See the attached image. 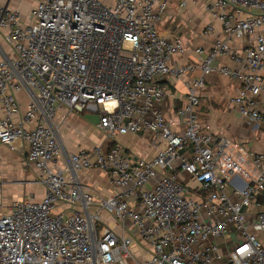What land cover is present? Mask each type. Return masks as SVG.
<instances>
[{"label":"built area","instance_id":"built-area-1","mask_svg":"<svg viewBox=\"0 0 264 264\" xmlns=\"http://www.w3.org/2000/svg\"><path fill=\"white\" fill-rule=\"evenodd\" d=\"M169 4L36 0L26 24L0 6L14 54L0 60V144L25 154L45 187L41 200L14 202L0 215V264H264V154L205 131L198 113L206 78L219 72L239 84L230 103L240 115L264 122V0L211 3L226 38L256 35L255 43L238 53L217 40L195 49L198 64L177 66L183 41L157 30ZM222 57L243 68L214 67ZM167 77L187 90L175 119L159 108ZM61 110L98 115L106 137L68 154L64 168ZM141 133L164 144L150 160L116 141ZM94 169L108 175V197L79 180ZM105 211L120 233L102 220Z\"/></svg>","mask_w":264,"mask_h":264},{"label":"crops","instance_id":"crops-1","mask_svg":"<svg viewBox=\"0 0 264 264\" xmlns=\"http://www.w3.org/2000/svg\"><path fill=\"white\" fill-rule=\"evenodd\" d=\"M214 1L170 0L167 14L158 22L157 30L165 36L179 37L186 49L183 55L173 57L172 65L198 64L195 49L202 47L209 51L217 40H225L238 53L255 43L256 35L243 39L226 38L222 22L209 9ZM0 6L19 13L22 22L26 24L36 6V0H0ZM226 12L230 15L242 16L232 9H226ZM209 26H212L214 31L211 34H205ZM258 33L264 35V26L258 30ZM13 56V49L8 42V30L0 29V60ZM213 65L216 68L222 66L243 68V64L228 57L218 59ZM260 73L263 72L260 71ZM200 76L201 72L197 70L193 75L186 76L184 81ZM184 81H177L172 77L162 80V84L167 88L168 96L159 108L168 117L175 119L176 110L186 103L187 90ZM238 88L237 82L222 76L219 72L206 78L205 89L200 92L198 108L199 117L206 127L204 130L214 134L221 133L240 142L256 154H264V122L255 126L251 121L243 118L238 108L230 103ZM18 98L24 105L27 103L26 94L19 93ZM1 115H3V109L0 106ZM84 116L61 110L56 117V121L61 125L60 136L64 149V156L58 163L60 168L66 166L68 154L80 148L90 149L102 145L106 141L104 133L98 126L89 122ZM116 141L129 152L145 160L154 158L164 147L163 143L159 144L158 140L148 133L118 137ZM16 156H18L17 160H15ZM25 159L26 155L22 152L0 144V186L1 189L3 187L4 190L6 189L0 215L14 202L29 200V198L39 201L44 196L45 187L39 183V171L33 165L27 166ZM21 165L23 167L25 165V168L30 171L25 174ZM79 180L84 186L101 196L108 197L114 192L108 175L101 170L82 171L79 173Z\"/></svg>","mask_w":264,"mask_h":264},{"label":"rangeland","instance_id":"rangeland-1","mask_svg":"<svg viewBox=\"0 0 264 264\" xmlns=\"http://www.w3.org/2000/svg\"><path fill=\"white\" fill-rule=\"evenodd\" d=\"M18 156L15 157V160H17ZM24 163V162H23ZM22 166V165H21ZM23 167V166H22ZM26 166L24 165V169L23 171L25 172V174H27L30 169H26L25 168ZM8 173V172H7ZM6 173V174H7ZM6 189L4 190V187L1 189V193H0V210H2L3 208V199H4V193ZM12 202V201H11ZM10 202V203H11ZM101 218L102 220L105 222L106 225L110 226L112 229L116 230L118 233H120L119 229H118V225H119V222L118 220L109 212L105 211V212H102L101 213Z\"/></svg>","mask_w":264,"mask_h":264},{"label":"water","instance_id":"water-1","mask_svg":"<svg viewBox=\"0 0 264 264\" xmlns=\"http://www.w3.org/2000/svg\"><path fill=\"white\" fill-rule=\"evenodd\" d=\"M85 119H87L89 122H91L94 125H98L99 124V116L98 115H94V114H86Z\"/></svg>","mask_w":264,"mask_h":264}]
</instances>
